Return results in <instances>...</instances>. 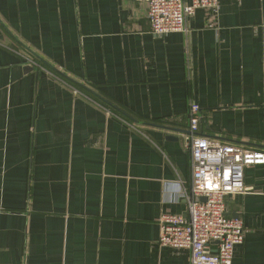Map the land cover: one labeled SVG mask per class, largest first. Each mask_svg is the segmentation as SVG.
Segmentation results:
<instances>
[{
  "label": "crops",
  "instance_id": "crops-1",
  "mask_svg": "<svg viewBox=\"0 0 264 264\" xmlns=\"http://www.w3.org/2000/svg\"><path fill=\"white\" fill-rule=\"evenodd\" d=\"M187 25L156 34L137 0H0V264H191L158 243L187 213L190 105L203 135L264 150V0ZM246 183L232 264H264V165Z\"/></svg>",
  "mask_w": 264,
  "mask_h": 264
},
{
  "label": "built area",
  "instance_id": "built-area-1",
  "mask_svg": "<svg viewBox=\"0 0 264 264\" xmlns=\"http://www.w3.org/2000/svg\"><path fill=\"white\" fill-rule=\"evenodd\" d=\"M148 8L152 31L156 34L187 32V19L198 9L216 11L219 0H137ZM23 59L37 64L28 55ZM36 64V65H32ZM264 76V57L262 60ZM200 106L192 102L189 133L185 136L191 156L192 179L181 194L188 200L185 215L164 211L159 219L161 246L185 249L191 264H232L235 247L245 239L240 216H231L227 197L252 192L246 183V170L264 165V150L222 143L200 132ZM217 244L212 251L211 245Z\"/></svg>",
  "mask_w": 264,
  "mask_h": 264
}]
</instances>
